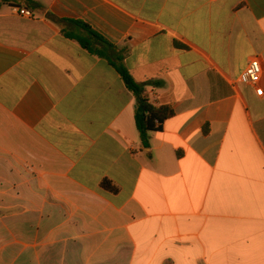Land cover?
Listing matches in <instances>:
<instances>
[{
  "label": "crops",
  "instance_id": "1",
  "mask_svg": "<svg viewBox=\"0 0 264 264\" xmlns=\"http://www.w3.org/2000/svg\"><path fill=\"white\" fill-rule=\"evenodd\" d=\"M75 21L173 110L148 147ZM0 264H264V0L0 1Z\"/></svg>",
  "mask_w": 264,
  "mask_h": 264
},
{
  "label": "trees",
  "instance_id": "2",
  "mask_svg": "<svg viewBox=\"0 0 264 264\" xmlns=\"http://www.w3.org/2000/svg\"><path fill=\"white\" fill-rule=\"evenodd\" d=\"M0 1L7 2L8 0ZM70 23L78 27L82 33L75 35L71 32L63 31V35L67 39L77 42L89 54L107 60L116 70L125 87L133 94L135 98V127L139 134L141 145L148 147L149 133L161 131L162 124L174 116L173 110L167 106L155 107L150 103L145 86L136 82L123 64L125 55L127 54L126 48L119 49L109 44L104 38L82 22L75 21ZM101 187L109 191H116V188L108 181H104Z\"/></svg>",
  "mask_w": 264,
  "mask_h": 264
},
{
  "label": "built area",
  "instance_id": "3",
  "mask_svg": "<svg viewBox=\"0 0 264 264\" xmlns=\"http://www.w3.org/2000/svg\"><path fill=\"white\" fill-rule=\"evenodd\" d=\"M15 11L19 16H23L25 18H33V13L28 9L15 8ZM261 76L262 65L260 60L255 57L248 62L245 70L240 74L238 83L254 88L256 95L262 96L263 90L259 87Z\"/></svg>",
  "mask_w": 264,
  "mask_h": 264
},
{
  "label": "water",
  "instance_id": "4",
  "mask_svg": "<svg viewBox=\"0 0 264 264\" xmlns=\"http://www.w3.org/2000/svg\"><path fill=\"white\" fill-rule=\"evenodd\" d=\"M10 6H11V7H14V6H17V5H15V4H10Z\"/></svg>",
  "mask_w": 264,
  "mask_h": 264
}]
</instances>
